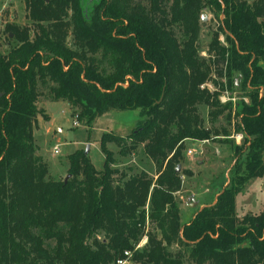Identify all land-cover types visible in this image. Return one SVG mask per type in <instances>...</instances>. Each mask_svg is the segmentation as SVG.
<instances>
[{
    "label": "trees",
    "instance_id": "16d2710c",
    "mask_svg": "<svg viewBox=\"0 0 264 264\" xmlns=\"http://www.w3.org/2000/svg\"><path fill=\"white\" fill-rule=\"evenodd\" d=\"M23 4L28 21L5 24L0 51V264H264V210L237 215L234 201L264 175V0ZM205 7L222 14L206 56ZM57 99L89 129L114 108L138 107L141 118L126 134L102 132L101 169L83 148L68 153L64 181L49 175L33 134L47 117L40 103ZM186 139L226 143L233 161L181 223L175 166ZM109 142L122 155L141 145L155 176L119 170Z\"/></svg>",
    "mask_w": 264,
    "mask_h": 264
},
{
    "label": "rangeland",
    "instance_id": "374dc122",
    "mask_svg": "<svg viewBox=\"0 0 264 264\" xmlns=\"http://www.w3.org/2000/svg\"><path fill=\"white\" fill-rule=\"evenodd\" d=\"M15 10V22L22 24L27 22L23 0H14L12 2ZM198 32L197 46L199 53L206 56L205 48L210 39L211 31L217 28L222 14L214 15L208 8H203ZM177 32V31H176ZM178 33V32H177ZM218 39L224 42V33L218 32ZM8 48V39L4 33L0 34V51ZM213 74V72H212ZM216 76V74H213ZM210 87V84L208 83ZM233 99L237 98L236 93L232 92ZM232 99V100H233ZM49 117L40 118L34 127V141L37 145V151L42 155L48 165V173L54 178L63 177L67 174V155L76 148L87 150L88 156L97 169L103 167L104 153L99 144V138L103 131H112L118 134L128 133L141 118L140 109H110L99 114L89 129L84 123H73L74 115L71 114L66 100L60 99L46 105ZM206 105L199 104L198 111L207 124ZM40 115V114H38ZM231 135V134H230ZM229 137H232L230 136ZM234 140V138H233ZM186 139L184 147L181 149V158L178 162V169L181 170L180 187L175 191L176 201L179 207V219L182 222L189 218L194 209L212 198L213 192L220 184V181L227 178V171L233 161L231 151L226 143H214L207 140L199 141ZM58 145V152H54V146ZM113 151L115 165L119 170L128 171L145 169L150 175L155 176V165L151 163L149 157L144 153L140 145L136 151L131 154L122 155L118 151V146L114 142L108 143ZM198 149L200 152L186 153V149ZM189 170L190 173H185ZM222 172V176L213 180V187L208 186L209 179ZM212 182V181H211ZM226 183L222 182L221 185ZM190 203V204H189ZM242 208V209H241ZM264 210V175L251 178L244 189L235 194V211L237 215L245 211ZM145 241L142 238L140 244ZM174 247H177L174 244ZM130 263V261H127ZM185 264L188 261L185 260Z\"/></svg>",
    "mask_w": 264,
    "mask_h": 264
},
{
    "label": "built area",
    "instance_id": "2783aa9c",
    "mask_svg": "<svg viewBox=\"0 0 264 264\" xmlns=\"http://www.w3.org/2000/svg\"><path fill=\"white\" fill-rule=\"evenodd\" d=\"M13 0H3L0 3V34L4 33V27L5 24L8 22H14L15 21V10L13 9V5H12ZM221 100H227V99H233L232 96H228L226 91H223L220 95H219ZM73 123H78L77 120L74 118ZM231 136L234 138V140L236 142H238L241 138V134L239 132H235L233 134H231ZM58 145L54 146V152H58ZM196 152L199 153L200 151L197 149L195 151V149H191V148H187L186 149V153L190 154L191 152ZM126 254H128V251H125ZM126 260L124 259H118L117 263L121 264L124 263Z\"/></svg>",
    "mask_w": 264,
    "mask_h": 264
},
{
    "label": "crops",
    "instance_id": "0c3cea01",
    "mask_svg": "<svg viewBox=\"0 0 264 264\" xmlns=\"http://www.w3.org/2000/svg\"><path fill=\"white\" fill-rule=\"evenodd\" d=\"M3 0H0V3L2 2ZM14 1V0H13ZM57 100H60V99H57ZM57 100H45V101H42L41 103H40V105H42V107L44 108V110H45V112L47 113V117H49V115H48V112H47V110H46V105L47 104H49V103H51V102H54V101H57ZM46 117V118H47ZM40 118H44L41 114L40 115H38L37 116V123H38V120L40 119ZM126 134V133H125ZM198 145H199V141L198 142H196ZM87 151V150H86ZM38 152H39V150H38ZM151 163H153L152 161H151ZM67 170V169H66ZM65 170V173H67V171ZM213 198H214V196H213ZM234 201H235V199H234ZM190 204V203H189ZM201 204H199V206H200ZM198 206V207H199ZM242 209V208H241ZM180 211V210H179ZM249 211V210H248ZM260 211V210H259ZM252 212H258V211H252ZM243 213V212H242ZM188 219V218H187ZM186 219V220H187ZM186 220H184V222L186 221Z\"/></svg>",
    "mask_w": 264,
    "mask_h": 264
},
{
    "label": "water",
    "instance_id": "95a60500",
    "mask_svg": "<svg viewBox=\"0 0 264 264\" xmlns=\"http://www.w3.org/2000/svg\"><path fill=\"white\" fill-rule=\"evenodd\" d=\"M203 18H204V15H203V14H200V19H203ZM35 152L38 153L37 150H36ZM178 167H179V164L177 163L176 166H175V170H178ZM68 177H69V173H67V174L64 176V181L67 180Z\"/></svg>",
    "mask_w": 264,
    "mask_h": 264
}]
</instances>
